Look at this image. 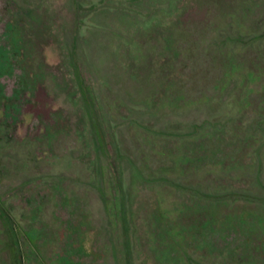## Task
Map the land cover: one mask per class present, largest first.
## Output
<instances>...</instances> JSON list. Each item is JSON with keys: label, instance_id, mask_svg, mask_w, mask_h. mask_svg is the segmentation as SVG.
<instances>
[{"label": "rangeland", "instance_id": "rangeland-1", "mask_svg": "<svg viewBox=\"0 0 264 264\" xmlns=\"http://www.w3.org/2000/svg\"><path fill=\"white\" fill-rule=\"evenodd\" d=\"M264 264V0H0V264Z\"/></svg>", "mask_w": 264, "mask_h": 264}, {"label": "trees", "instance_id": "trees-1", "mask_svg": "<svg viewBox=\"0 0 264 264\" xmlns=\"http://www.w3.org/2000/svg\"><path fill=\"white\" fill-rule=\"evenodd\" d=\"M58 264H69V263H68V261H66V260L63 259V260H61V262L59 261Z\"/></svg>", "mask_w": 264, "mask_h": 264}]
</instances>
